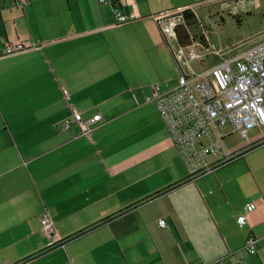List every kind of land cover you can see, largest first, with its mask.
<instances>
[{"label": "crops", "instance_id": "0c3cea01", "mask_svg": "<svg viewBox=\"0 0 264 264\" xmlns=\"http://www.w3.org/2000/svg\"><path fill=\"white\" fill-rule=\"evenodd\" d=\"M233 1L0 0V264H264L259 133L223 137L209 166L241 155L198 175L146 100L178 78L157 16ZM16 42L33 47L3 54ZM74 113L101 120L83 135Z\"/></svg>", "mask_w": 264, "mask_h": 264}, {"label": "built area", "instance_id": "2783aa9c", "mask_svg": "<svg viewBox=\"0 0 264 264\" xmlns=\"http://www.w3.org/2000/svg\"><path fill=\"white\" fill-rule=\"evenodd\" d=\"M27 3L28 0L16 2L21 6ZM182 11L157 16L160 31L174 42V30L182 20ZM116 16L118 24L128 23L132 19V16L120 12H116ZM31 47L33 44L16 42L7 45L3 54H13ZM175 47L173 57L180 64L184 48L178 47L176 42ZM194 59H201V55L192 46L188 47L187 61ZM180 69L171 88L161 91L156 86V95L146 100L154 101L174 145L193 173H210L241 155L240 152L223 154L221 161L209 166L208 158L219 151L222 138L232 133L238 132L245 137L248 130L256 129L259 142L264 144V36L246 51L231 58L218 59L200 73L194 74L181 66ZM73 116L83 135L91 132V124L101 120L100 114L93 115L87 121L79 113ZM253 208V204H248L246 211ZM236 221L242 226L245 216H238ZM158 224L162 227L165 221L161 219ZM42 229L46 233L53 231V224L46 216H43ZM256 244V239L249 237L241 250L253 254Z\"/></svg>", "mask_w": 264, "mask_h": 264}, {"label": "rangeland", "instance_id": "374dc122", "mask_svg": "<svg viewBox=\"0 0 264 264\" xmlns=\"http://www.w3.org/2000/svg\"><path fill=\"white\" fill-rule=\"evenodd\" d=\"M242 4H238L235 11L232 9V11L225 9L198 11L199 22L189 27V31L192 35H197L192 48L200 53L201 59L187 61L188 47H186L179 64L181 68H187L194 74L200 73L218 59L231 58L246 51L264 36V0H242ZM201 33L207 43L200 42L199 34ZM175 69L176 77H178L177 64ZM257 134L256 129H250L246 133L250 139ZM234 137L239 142L244 140L238 132L234 133Z\"/></svg>", "mask_w": 264, "mask_h": 264}, {"label": "trees", "instance_id": "16d2710c", "mask_svg": "<svg viewBox=\"0 0 264 264\" xmlns=\"http://www.w3.org/2000/svg\"><path fill=\"white\" fill-rule=\"evenodd\" d=\"M181 16H182V18H181L182 20L175 27V30H174L175 31V42L178 45V47H180V48L191 47L197 35L196 36L192 35L189 31V27L195 26L196 24H198L199 20L197 19L195 14L189 9L183 10L181 12ZM161 34H162V32H161ZM164 38H165V36H164ZM199 40L203 44L206 42L204 35L202 33L199 34ZM165 41H166V39H165ZM166 44H167V47L169 48L171 55L173 57V53L170 49V46L168 45V43H166ZM173 59H174V57H173ZM174 61L177 64L178 69L181 70L178 62L175 59H174ZM258 145H261V143L259 141L250 145L248 147V149H251V148L256 147ZM242 152H244V150Z\"/></svg>", "mask_w": 264, "mask_h": 264}]
</instances>
